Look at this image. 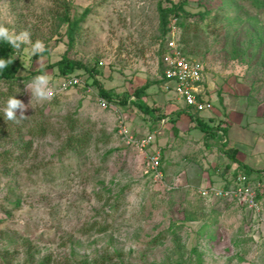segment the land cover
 Wrapping results in <instances>:
<instances>
[{"label": "rangeland", "instance_id": "obj_1", "mask_svg": "<svg viewBox=\"0 0 264 264\" xmlns=\"http://www.w3.org/2000/svg\"><path fill=\"white\" fill-rule=\"evenodd\" d=\"M62 1L74 15L89 9L71 58L92 65L98 60L97 79L105 89L133 93L148 84L144 100L158 119L137 107L125 117L134 136L154 139L150 150L161 151L164 183L145 174V158L123 144L117 115L99 106L94 89L71 88L52 100L31 99L28 90L24 95L35 76L63 79L57 67L47 68L68 49L66 26L53 17ZM182 1L194 15L210 9L187 37L204 64L205 89L211 86L217 103L240 97V109L264 110V7L250 1L228 8L221 0H0V27L13 36L29 34L15 48L21 68L14 96L25 105V118L9 120L12 129L50 123L42 138H32L29 126L20 135H0V154L7 153L0 159V264H38L47 256L54 264H264V224L257 225L252 213L237 203L203 199L196 187H164L184 177L195 183L204 172L228 176L230 167L221 142L199 131L191 136V129L176 134L159 118L169 100L159 83L158 5ZM36 40L47 54L31 51ZM0 90L8 91L2 81ZM71 125L74 134L89 132L85 149L66 147ZM254 181L262 184L264 213L263 183ZM103 224L108 228L101 233Z\"/></svg>", "mask_w": 264, "mask_h": 264}, {"label": "trees", "instance_id": "obj_2", "mask_svg": "<svg viewBox=\"0 0 264 264\" xmlns=\"http://www.w3.org/2000/svg\"><path fill=\"white\" fill-rule=\"evenodd\" d=\"M171 1V0H167ZM222 4L226 7L233 8L237 5L238 1H250L252 6L254 8H262L264 7V2L261 0H221ZM59 10L55 11L53 14L54 19L57 21L58 26H66V36L68 39V49L63 54L61 59H59L56 63L47 66V68L57 67L59 75L64 78L67 75L70 74H83L78 73L79 71H82L86 74H88L89 78L92 79L91 81H87V87L92 88L95 90V94L98 97H101L111 103H114L118 106H120L124 112L129 111L133 107H137L140 111H142L145 114L151 115V117H154V119H158L154 114L153 110L154 108H150L148 104L145 102L144 97L146 96V90L148 88V84H145L144 86L136 89L133 93H130L128 91H116V90H109L105 89L104 85L97 79V76L100 75V71L98 69L99 62L98 60L95 61V63L87 64L81 60L73 59L69 55L70 48L74 45L77 37L81 33V25L84 22L89 9L84 10L81 14H72L70 5L66 4L65 1H62L59 3ZM158 12H159V27H160V43H159V49H158V56L160 58L161 54L166 52V46H167V34L169 32V20L171 18L176 19L177 27L179 30V46L183 54L187 57L194 58V50L189 45L188 42V34L190 32L195 31L196 29V23L197 21H203L206 19L207 15L210 13V9H204L203 11H200L196 15L189 13L185 9V1H182L180 3H170L169 6L163 7L162 4L158 5ZM217 15H215L214 18H216ZM196 21H192V19L196 18ZM262 43H264V39L262 40ZM48 53V48L45 47L43 51L40 53H36L35 56H43ZM0 58L3 59H10L12 62L8 64L4 69L0 70V81H2L4 84L7 85V92H4L0 90V101L3 100V103L0 102V108H3L5 106V102L9 98V96H14V91L16 85H19V79H18V71L21 68V64L19 60L15 57V48H13L8 42L0 40ZM46 68H43L39 71L40 74H43L45 72ZM163 66L161 62H159V83L162 85L163 80L160 79V75L162 73ZM87 87H83L85 90ZM15 97V96H14ZM16 98V97H15ZM135 98V99H132ZM17 99V98H16ZM204 99L205 96H204ZM3 106V107H1ZM179 115V113H178ZM177 115V116H178ZM0 116H2V113H0ZM166 115H159V118H165ZM172 120V118L170 119ZM197 127L203 132V135L205 136V139L208 140H217L222 143L224 147H226L227 142H223V139L227 135V127L223 125V123H218L215 126H212L211 123L204 118L200 117H194L193 119ZM9 120H4L3 118H0V135H8L6 132L13 131L12 134L20 135L19 131L22 128L28 127V134L32 136V138H42L48 135L50 126L49 122L44 120L34 121L35 123L26 122L25 124L20 125V127H16L15 129H12L11 126L12 123H10ZM5 122L7 125H5ZM17 124V123H15ZM11 126V127H10ZM75 130V125H71V131L69 133V136L66 140V147L70 149H85L89 142H90V134L87 133H72ZM6 134V135H5ZM3 137V136H2ZM32 144V140L27 142L25 144L26 150L30 149V146ZM224 155L228 158L230 167L233 165H236V169L234 170L233 176L237 177L238 174H244L247 176H251L253 173H257L250 167H248L246 164H243L237 159V152L235 149H226L223 151ZM5 154H0L1 157H4ZM4 159H6L4 157ZM229 167V168H230ZM162 169V164H161ZM161 183V182H159ZM231 183V180L229 184ZM260 198V195H259ZM223 203L227 204V201L222 200ZM233 203V202H228ZM116 206V205H114ZM115 208V207H114ZM221 208V206H220ZM95 224H92L90 228H93ZM108 227H106L104 224L99 227V232H105ZM176 231V230H175ZM173 234L175 232L173 231ZM38 264H54L50 256L45 257L42 261H40ZM76 264H88L87 261H83ZM91 264H103V262H100L98 260H94L91 262Z\"/></svg>", "mask_w": 264, "mask_h": 264}, {"label": "built area", "instance_id": "obj_3", "mask_svg": "<svg viewBox=\"0 0 264 264\" xmlns=\"http://www.w3.org/2000/svg\"><path fill=\"white\" fill-rule=\"evenodd\" d=\"M163 66L160 79L163 80L162 88L166 93H172L174 98L181 102L183 108L189 114H200L212 111L214 106L211 101L204 99V64L200 60L187 57L179 46V30L176 19L169 20V32L167 34L166 52L160 56ZM52 95L48 100L55 99L71 88L87 87V81L82 74H70L61 81L49 82ZM26 90V89H25ZM88 91L92 88L87 87ZM28 91L24 93L26 95ZM99 106L104 110L115 112L118 117L117 134L126 147L134 148L145 158V174L151 176L154 181L164 183V176L161 169V151L151 149L154 139L146 135L136 137L129 129L125 112L123 109L101 97H97ZM135 99V98H132ZM17 110V109H16ZM167 190L175 187L164 185ZM196 191L203 199L225 200L237 203L245 210L253 214L257 225L264 221V213L259 201L262 191V184L254 181L250 176L238 174L231 183L226 186L206 185L196 187Z\"/></svg>", "mask_w": 264, "mask_h": 264}, {"label": "crops", "instance_id": "obj_4", "mask_svg": "<svg viewBox=\"0 0 264 264\" xmlns=\"http://www.w3.org/2000/svg\"><path fill=\"white\" fill-rule=\"evenodd\" d=\"M167 94L166 99L169 101L166 102L164 114L167 117L161 120L162 124L167 123L174 125L172 130L176 132V134L179 132L180 135L183 133L186 134L187 131L191 129L189 134L193 136L192 134H197L198 131L203 134L193 120L194 117L204 118L209 121L212 126L223 123V125L227 127V135L223 139V142H227L225 149H235L237 152V159L257 172L253 173L251 177L255 180H260L264 187V110L257 109L255 113H252L247 108L240 109V97L234 100L220 98L217 103L218 97L211 93V86H207L205 89V98L212 102L214 108L212 111L193 115L187 113L182 103L177 101L174 96L168 97ZM207 94H209V96ZM171 118L172 120H170ZM207 146L213 147L209 146V144ZM235 169L236 165L231 166L228 168V176L225 175L218 179H214L213 174L215 172L209 170L210 173L204 172L202 176L198 175L196 178L197 182L195 183H188L186 177L183 178L184 181L180 179L177 183L178 180L174 179L172 182L175 183L174 186L177 189L182 187L195 188L206 185L222 187L229 184L230 180H232L231 176ZM209 174L212 175L210 176ZM163 176L166 181L167 178L164 172ZM172 182L169 183L172 184ZM262 196V200L264 201V194ZM261 224L263 225L264 221L259 225Z\"/></svg>", "mask_w": 264, "mask_h": 264}, {"label": "clouds", "instance_id": "obj_5", "mask_svg": "<svg viewBox=\"0 0 264 264\" xmlns=\"http://www.w3.org/2000/svg\"><path fill=\"white\" fill-rule=\"evenodd\" d=\"M0 40L8 42L13 48H18L21 42L27 43L29 41V34L27 32L20 33L19 35H11L7 29L0 27ZM44 45L40 40H36L31 45V51L37 53L43 51ZM12 61L10 59L0 58V70L4 69ZM26 90L31 94V99L48 100L51 95V87L47 75H38L32 78L28 84L25 85ZM25 105L14 96H9L5 102V106L0 108V113L4 120H22L24 119L23 110ZM16 109H20V115L17 117Z\"/></svg>", "mask_w": 264, "mask_h": 264}]
</instances>
